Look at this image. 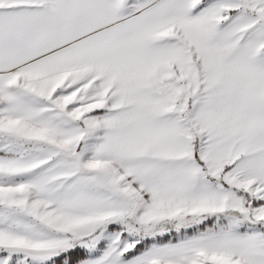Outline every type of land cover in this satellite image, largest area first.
Masks as SVG:
<instances>
[{
    "label": "snow or ice",
    "instance_id": "1",
    "mask_svg": "<svg viewBox=\"0 0 264 264\" xmlns=\"http://www.w3.org/2000/svg\"><path fill=\"white\" fill-rule=\"evenodd\" d=\"M0 264H264V0H0Z\"/></svg>",
    "mask_w": 264,
    "mask_h": 264
}]
</instances>
